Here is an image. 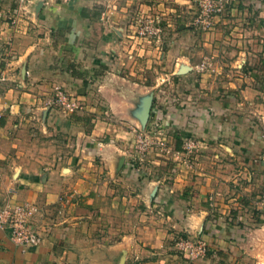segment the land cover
<instances>
[{"label":"crops","instance_id":"1","mask_svg":"<svg viewBox=\"0 0 264 264\" xmlns=\"http://www.w3.org/2000/svg\"><path fill=\"white\" fill-rule=\"evenodd\" d=\"M189 1L174 3L189 10ZM250 2L263 12L264 1ZM165 3L0 0V206L34 201L45 233L41 244L25 247L0 228V264H119L122 257L124 264H264V200H255L257 210L244 206L250 189L264 197V136L256 133L257 122L245 126L253 113L234 114L254 102L253 86L236 82L240 93L204 95L196 107L188 91L169 95L171 104L160 110L180 130L175 149L183 146V132L201 135L211 150L216 143L221 154L211 151L196 162L179 152L165 176L146 163L134 170L125 142L103 138L112 130L105 111L140 115L146 84L128 86L120 70L130 63L124 58L132 43L144 51L145 17ZM165 48L176 59L155 60L156 66L186 73L196 67L193 43ZM58 87L81 98L77 111L48 105ZM262 124L264 134V117ZM180 233L201 236L205 255L190 259L171 251L170 239Z\"/></svg>","mask_w":264,"mask_h":264},{"label":"rangeland","instance_id":"2","mask_svg":"<svg viewBox=\"0 0 264 264\" xmlns=\"http://www.w3.org/2000/svg\"><path fill=\"white\" fill-rule=\"evenodd\" d=\"M189 4V10H186L185 7H176L174 0H166L165 6L158 7L153 14L146 16L147 21L144 22L143 28L141 27L142 33H148L146 39L141 41L144 47L146 46L144 51L138 52L137 47L134 48L136 42L132 43L130 47L132 51L127 50L128 56L126 55L124 58H127L126 61L130 60V63L124 65L125 69L120 71L125 74L124 78L128 86L129 82L133 81L146 84L145 95L141 97L142 100L138 104L140 113L145 98L153 96L152 112H150L148 121L144 123L140 115L135 119L121 118L110 109L103 114L112 125V130L110 129L107 134L103 135L104 140H115L120 143L124 141L132 168L136 171L138 167H143L142 163H146V167H151L154 170L157 168L155 172L165 176L175 170L176 167L173 163L179 152L183 158L194 157L196 162H201L202 156L209 155L211 151L217 155L221 154L219 145L216 143L213 145L214 149L211 150L210 145H206L208 144L207 139L201 135L186 137L183 132L180 133L184 139L183 146L181 150L175 149L176 133L180 130L176 125L172 126L171 121L168 122V118L162 117L160 110L161 107L171 104L169 95H186L188 91L194 94L195 98L193 97L191 101L192 105L196 107L197 104L202 103L204 95L217 96L218 99H221L228 94L240 93L242 86H253L257 90L254 102L247 105L248 107L246 104H242L234 114L238 116L253 113V116H248L249 119L245 120V124H247L245 126L249 127L250 124L254 125L257 122L259 131L256 133H259V137L264 136L260 129L264 117V10L261 12L263 8L250 0H216L212 5L208 0H190ZM216 4L221 7V10L211 9ZM174 5L176 9H172ZM183 18L186 19L190 31L184 29L187 26L186 24L183 26ZM180 23L183 28L179 26ZM178 32L192 33L190 35L192 38H183L180 35L174 39L172 33ZM175 40L178 42L173 44ZM157 42L161 44L159 52L153 49L155 44H159ZM137 43L140 44V42ZM192 43L196 49L190 48V56H192V62L196 63V67L189 73H186L187 69L171 70L166 63H164L165 68L154 64L155 60L162 63L172 57L174 60L176 59V53H168L165 45L173 47L180 44L189 47ZM205 62L206 65L201 66ZM236 82L242 86L235 84ZM71 94L77 98L78 102L81 101V98L79 99L76 94ZM47 102L50 107L65 111L56 105L53 93L49 95ZM215 116L220 118V113ZM262 153L264 155V151ZM216 159L219 157L216 156ZM226 167L230 169V172H234L232 169L234 166L215 165L214 168L224 170ZM260 184L262 185V183ZM261 185L257 189L259 194H262L259 190ZM250 191L251 189L246 192L249 199L245 200L244 206L257 210L252 205L254 203L258 205L259 203H256L255 200L260 202L264 200V197H255L254 194H250ZM212 200L211 198L210 203L213 202ZM239 200L242 202V197L239 196ZM7 202L8 200H5L0 207L6 205ZM31 202L34 201L24 203ZM38 211L39 209L34 214L37 223ZM131 218L134 219L135 215H132ZM40 229L43 232V238L39 244L45 237L44 229L41 227ZM116 233L117 231H115V235L118 236ZM187 236L194 235L180 233L172 238L173 240L170 239L171 248H168L184 255L179 250L177 242L180 239H186Z\"/></svg>","mask_w":264,"mask_h":264},{"label":"built area","instance_id":"3","mask_svg":"<svg viewBox=\"0 0 264 264\" xmlns=\"http://www.w3.org/2000/svg\"><path fill=\"white\" fill-rule=\"evenodd\" d=\"M212 5L216 0H208ZM212 10H221L220 6L211 7ZM206 65V62L201 66ZM56 105L67 112H75L81 107L78 102L68 91L57 88L54 93ZM34 203L11 204L0 207V228L10 232L12 237L25 247H36L43 238V232L40 225L35 221L34 214L37 211ZM179 250L188 258L196 259L205 255L207 251L206 241L199 235L187 236L186 239H180L177 242Z\"/></svg>","mask_w":264,"mask_h":264},{"label":"water","instance_id":"4","mask_svg":"<svg viewBox=\"0 0 264 264\" xmlns=\"http://www.w3.org/2000/svg\"><path fill=\"white\" fill-rule=\"evenodd\" d=\"M184 69H186V68H184ZM152 102H153V96L152 95L146 97L144 100V105H143L142 111L140 113V117L144 123H146L149 119L151 107H152ZM124 263H125V257H122L119 264H124Z\"/></svg>","mask_w":264,"mask_h":264},{"label":"trees","instance_id":"5","mask_svg":"<svg viewBox=\"0 0 264 264\" xmlns=\"http://www.w3.org/2000/svg\"><path fill=\"white\" fill-rule=\"evenodd\" d=\"M262 1H264V0H262Z\"/></svg>","mask_w":264,"mask_h":264}]
</instances>
